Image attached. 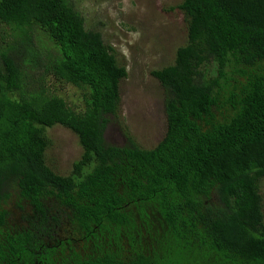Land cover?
<instances>
[{
  "label": "trees",
  "instance_id": "trees-1",
  "mask_svg": "<svg viewBox=\"0 0 264 264\" xmlns=\"http://www.w3.org/2000/svg\"><path fill=\"white\" fill-rule=\"evenodd\" d=\"M177 9L146 150L106 139L129 78L106 24L78 0H0V264H264V0ZM56 126L82 149L67 175L47 163Z\"/></svg>",
  "mask_w": 264,
  "mask_h": 264
},
{
  "label": "rangeland",
  "instance_id": "rangeland-1",
  "mask_svg": "<svg viewBox=\"0 0 264 264\" xmlns=\"http://www.w3.org/2000/svg\"><path fill=\"white\" fill-rule=\"evenodd\" d=\"M182 0H78L94 22L106 24L103 36L117 51L118 60L129 72L122 81L119 118L109 126V144L124 146L129 139L151 150L165 137V91L151 72L172 64L177 49L187 41L185 17L177 9ZM79 92L68 88L64 95L78 102ZM81 105V102H78ZM52 147L48 165L67 175L81 159L78 137L56 126L48 131Z\"/></svg>",
  "mask_w": 264,
  "mask_h": 264
}]
</instances>
